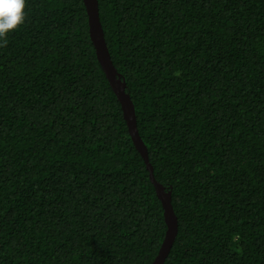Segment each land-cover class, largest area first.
<instances>
[{"label": "trees", "instance_id": "trees-1", "mask_svg": "<svg viewBox=\"0 0 264 264\" xmlns=\"http://www.w3.org/2000/svg\"><path fill=\"white\" fill-rule=\"evenodd\" d=\"M178 232L164 264H264V0H98ZM0 47V264H153L164 208L83 0Z\"/></svg>", "mask_w": 264, "mask_h": 264}, {"label": "water", "instance_id": "water-1", "mask_svg": "<svg viewBox=\"0 0 264 264\" xmlns=\"http://www.w3.org/2000/svg\"><path fill=\"white\" fill-rule=\"evenodd\" d=\"M83 1L88 15L90 37L95 47L98 61L100 62L119 102L121 103L131 139L146 163L147 169L150 172V179L154 184L157 194L163 204L167 232L153 264H164L173 247L178 232V222L171 203V194L170 192H165L164 187L155 179L153 167L149 162L147 147L138 132L135 107L130 95L126 92V81L123 76L118 73L111 59L100 21L98 0Z\"/></svg>", "mask_w": 264, "mask_h": 264}, {"label": "clouds", "instance_id": "clouds-1", "mask_svg": "<svg viewBox=\"0 0 264 264\" xmlns=\"http://www.w3.org/2000/svg\"><path fill=\"white\" fill-rule=\"evenodd\" d=\"M26 8L27 0H0V47L7 45L10 33L24 25Z\"/></svg>", "mask_w": 264, "mask_h": 264}]
</instances>
